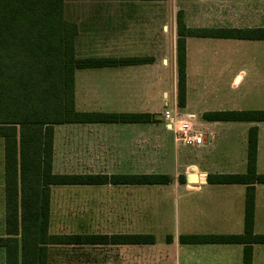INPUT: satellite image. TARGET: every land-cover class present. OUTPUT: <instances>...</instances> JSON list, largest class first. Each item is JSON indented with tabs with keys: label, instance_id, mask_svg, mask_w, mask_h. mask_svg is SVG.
<instances>
[{
	"label": "crops",
	"instance_id": "crops-1",
	"mask_svg": "<svg viewBox=\"0 0 264 264\" xmlns=\"http://www.w3.org/2000/svg\"><path fill=\"white\" fill-rule=\"evenodd\" d=\"M164 1L135 0L122 5L120 0H106L102 1L103 5L85 8L80 22L69 21L78 30L75 38L77 58L152 59L142 65L76 70L75 110L80 113L150 114L154 122L54 125L52 173L163 174L171 181L153 186L51 185L49 209L51 235L143 234L152 236L154 242L112 246L49 245L47 264H51L53 250L79 247L97 249L99 256L105 255V248L110 247L114 264H243L242 244H193L181 238L232 236L244 232L247 186L209 184L207 178L246 173L251 128L257 129L256 171L264 175V122L207 121L203 115L264 111V40H227L247 42L239 50L236 43L219 46L218 40L225 39L186 38V104L181 109L177 105L176 17L166 20L160 7L153 5ZM179 11L183 12L186 26L192 29H264V0H193V23L189 21L188 10ZM80 43L82 53H79ZM219 48L228 63L233 59L241 65H218ZM223 69L231 76V87H240L247 80V85L254 89L253 94L233 97L226 91L210 87L212 78L221 75L217 71ZM153 88L157 89L162 101L155 98ZM175 107L177 114L192 125L194 131L203 134V145L190 146L175 141L174 132L164 118L165 112L172 113ZM2 158L1 149L0 160ZM142 165L151 170H139ZM192 174L198 176L197 182L187 181V176ZM180 175L185 177L184 181H178ZM203 177L204 184L199 180ZM144 187L149 191L148 196L139 197V190ZM168 192L175 202L176 223L173 231L165 232L159 227L164 218L162 197ZM254 195L253 233L264 235V184L254 185ZM4 205L5 185L0 178V219ZM142 207L144 209L139 210ZM78 216L87 221L112 222L124 230L86 234L52 231L53 221H74ZM142 219L146 230L137 232L135 227ZM252 264H264V244L252 245Z\"/></svg>",
	"mask_w": 264,
	"mask_h": 264
},
{
	"label": "trees",
	"instance_id": "trees-1",
	"mask_svg": "<svg viewBox=\"0 0 264 264\" xmlns=\"http://www.w3.org/2000/svg\"><path fill=\"white\" fill-rule=\"evenodd\" d=\"M164 1V0H143ZM64 0H0V141L3 158L0 178L5 205L0 233V264H47L49 245H145L150 235H51V185H166L168 175H54L53 126L70 123L145 124L150 114L80 113L74 106L75 71L135 66L151 58H77V26L63 16ZM177 105L186 104L188 37L225 40H264V29H192L176 13ZM207 121L264 122V111L205 113ZM257 129L247 143L245 174L210 176L209 184L246 185L244 232L232 236L181 238L193 244H242L243 264H252V245L264 244L253 233L254 185L264 184L257 174ZM180 175L178 181H184Z\"/></svg>",
	"mask_w": 264,
	"mask_h": 264
},
{
	"label": "rangeland",
	"instance_id": "rangeland-1",
	"mask_svg": "<svg viewBox=\"0 0 264 264\" xmlns=\"http://www.w3.org/2000/svg\"><path fill=\"white\" fill-rule=\"evenodd\" d=\"M106 0H64V10H63V16L67 21L74 20L76 22H80L81 19L85 16L83 11L87 7H97L100 5H103ZM115 1V0H112ZM131 1L135 0H120V4L122 5H128L131 4ZM155 7H160V11L164 13V18L166 20H170V17H176L177 11L184 9L188 10V12L191 15V19L189 20L191 23H193L192 19V11H193V0H166L164 2H155L153 4ZM163 7V8H161ZM162 15V14H161ZM161 16L159 15V18ZM156 18V17H155ZM158 19V18H157ZM156 20V19H155ZM157 20L155 21L156 25ZM81 28V27H80ZM82 43V42H81ZM79 45V53L82 49V44ZM219 46L226 45V43H236L238 49L240 50V46H245L247 42L242 41H227V40H218ZM234 45V44H232ZM233 47V46H232ZM228 52V51H226ZM233 53V52H232ZM223 53L221 49L219 48V58H218V65L220 66H226L229 65L231 67H237L241 65V63H234L233 59H231V63H228V59L222 57ZM78 56H82L79 55ZM224 70V69H223ZM217 71L221 75H217L212 78L211 82L212 84L209 85L212 88L217 89L218 91L221 90L222 92L226 91L229 95L233 97H239V96H247L250 97L253 94V88L250 84L247 85V80L237 88H233L230 86L231 82V76L226 75V71ZM192 79V78H191ZM258 89V87H256ZM153 94L155 95V98L158 97V102L162 101L161 95H157V89L153 88ZM170 92V91H169ZM156 100V99H155ZM170 108H172V105H170ZM171 110V109H170ZM160 111L163 112V107L160 106ZM172 112V111H171ZM172 142V141H171ZM2 149V142L0 141V150ZM139 170L141 171H147L151 170L150 167H146L144 165L139 166ZM142 190H139V197H145L148 196L147 187L141 188ZM146 191V193H144ZM156 191V190H155ZM163 198V210H164V218L161 220L162 224L159 227L160 230L165 232H170L175 229V212H174V201L173 197L170 195V192L168 194H164ZM63 208V207H62ZM62 208H59V210H62ZM142 209L139 210H143ZM79 210L81 208L79 207ZM1 214V209H0ZM80 217V218H79ZM82 216H78L75 218L74 221H53L52 222V231L53 232H59L60 234H68V233H77V234H86V233H112L115 231H123L124 228L122 227H116L113 225L112 222H106V223H100L97 220L94 221H87L85 219L81 218ZM1 218V216H0ZM137 232H145L146 226H145V220L142 219L141 221H138L137 227H135ZM127 230H129V227H127ZM2 231V221L0 219V233ZM89 249V248H87ZM103 249V248H102ZM112 248L108 247L105 248V255H100L97 249L95 250H84V248H63V250H53L52 252V258H51V264H86L87 262L90 264H114L113 258L114 254L111 251Z\"/></svg>",
	"mask_w": 264,
	"mask_h": 264
},
{
	"label": "built area",
	"instance_id": "built-area-1",
	"mask_svg": "<svg viewBox=\"0 0 264 264\" xmlns=\"http://www.w3.org/2000/svg\"><path fill=\"white\" fill-rule=\"evenodd\" d=\"M170 129L174 132L175 141L184 145L201 146L203 145V134L193 130V126L186 120H183L176 112V107L170 113L167 110L164 114ZM201 183H205V177L199 179Z\"/></svg>",
	"mask_w": 264,
	"mask_h": 264
},
{
	"label": "water",
	"instance_id": "water-1",
	"mask_svg": "<svg viewBox=\"0 0 264 264\" xmlns=\"http://www.w3.org/2000/svg\"><path fill=\"white\" fill-rule=\"evenodd\" d=\"M187 181H189V182H197L198 181V176L196 174L188 175L187 176Z\"/></svg>",
	"mask_w": 264,
	"mask_h": 264
}]
</instances>
